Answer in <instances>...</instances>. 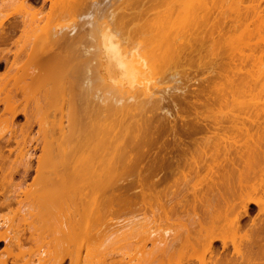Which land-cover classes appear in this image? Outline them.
Wrapping results in <instances>:
<instances>
[{"label": "bare ground", "instance_id": "obj_1", "mask_svg": "<svg viewBox=\"0 0 264 264\" xmlns=\"http://www.w3.org/2000/svg\"><path fill=\"white\" fill-rule=\"evenodd\" d=\"M62 1L0 0V210L32 208L0 223V264H94L112 238L127 254L96 264H264V0H134L97 32L49 29L47 3H91ZM164 67L206 73L170 94L142 80Z\"/></svg>", "mask_w": 264, "mask_h": 264}, {"label": "rangeland", "instance_id": "obj_2", "mask_svg": "<svg viewBox=\"0 0 264 264\" xmlns=\"http://www.w3.org/2000/svg\"><path fill=\"white\" fill-rule=\"evenodd\" d=\"M63 1H64V0H63ZM63 1H62V2H63ZM97 1H98V0H96V2L94 1V4H93V0H92V1H91V0H87V4H89V3L91 2L93 5H91V3H90V5H88V7L86 6V8H84V9H80L79 7H76L77 10L70 9L71 11L68 10L70 13H69V12L67 13L66 11H64V10L62 9V11L64 12V13L61 12L62 14L60 13V11H61L60 8H62V7H53L52 10H49V9H48V5H49V3H47V5L45 6L47 10H46L45 8H44V9H45V12L47 13L48 17L51 16V18L49 17L48 20H47V22H46V19H44L45 22H46V23H45V22H44V23L46 24V26H48L47 24H49L50 28H53V29H56V28H58V27H60V26H63V25H74V26H76L77 28L79 27V29H81V26H82V27L84 26V28H85V26H87L86 29H89V28L91 27L90 29H91L93 32H97V31L101 28V27H100V23H101V21H103L104 23H101V24H102V25H101L102 28H101L100 30H103V29H106V28H108V29L111 28V29H112V27H113L114 25H115V26L113 27L114 29H112V30H115V29H116V30H119L118 28L122 29V26L125 27V28H123V29H131V27H132L131 25H132V24L129 25V23H128L127 20H128V19L131 17V15L136 11L137 3H135L134 0H127V1L124 0V2H123V0H122V1H121V0H120V1H117V0H107V1H109L107 4H105V1H106V0H99V1H98L99 4L97 3ZM101 1H102V3H101ZM125 1H126V2H125ZM131 1H132V2H131ZM167 1H168V2H167ZM173 1H175V0H163V2H162V3H163L162 6L159 7V8H160V11H162V9H166L168 6H170V5L167 4V3H170V2L173 3ZM178 1H179V0H177L176 2H178ZM216 1H218V0H216ZM222 1H223V0H222ZM60 2H61V1H60ZM88 2H89V3H88ZM115 2H116V3H115ZM118 2L120 3V5H119ZM121 2H122V3H121ZM176 2H174V3H176ZM219 2L221 3V1H219ZM100 3H101V5H100ZM112 3L115 4V5H113ZM117 3H118V4H117ZM126 3H127L128 5H127ZM132 3H135L136 5H135V4L132 5ZM172 3H170V4H172ZM225 3H226V2H224V4L222 5L223 7L227 6V5H225ZM97 4H98V5H97ZM165 4H166V5H165ZM215 4H217V3H215ZM221 4H222V3H221ZM221 4H218V6L216 5L217 8L219 7V8H218L219 11H221V9L223 10V7L221 6ZM0 5H1V4H0ZM94 5H95V6H94ZM96 5H97V6H96ZM105 5H106V6H105ZM130 5H132V7H131ZM123 6H124V7H123ZM125 6H126V7H125ZM165 6H167V7H165ZM0 7H1V6H0ZM122 7H123V8H122ZM128 7H129V8H128ZM134 7H135V8H134ZM221 7H222V8H221ZM4 8H5V7H4ZM4 8H3V9L1 8L2 13H9V12H10V13H13V14L11 15L12 18H17L18 14L15 13V10H16V9H15V4H13V5H11V6H6L5 9H4ZM56 8L59 9V10H57ZM87 8H88V10H87ZM89 8H90V9H89ZM95 8H97V9H95ZM220 8H221V9H220ZM44 9H43V11H42L43 14L45 13V12H44ZM79 9H80V10H79ZM85 9H86V10H85ZM93 9H94V10H93ZM108 9H109V10H108ZM127 9H128V11H127ZM48 10L51 11V13H53V15H55V14H56V15L53 16L52 14H50V13L48 12ZM56 10H57V11H56ZM84 10H85L86 13L88 12V14L84 13ZM90 10H91V11H90ZM101 10H102V12H101ZM105 10H106V11H105ZM117 10H118V11H117ZM123 10H126V12H124V14H125V17H124V18H122V16L119 15ZM224 10H226V8H225ZM120 11H121V12H120ZM164 11H165V10H164ZM164 11H162L163 13H162V12H161V13L164 14ZM56 12H57V13H56ZM58 12H59V13H58ZM80 12H81V13H80ZM89 12H90V13H89ZM100 12H101V13H100ZM104 12H105V14H104ZM222 12H224V11H222ZM2 13H1V14H2ZM71 13H72V14H71ZM74 13H75V14H74ZM91 13H92V14H91ZM99 13H100V14H99ZM1 14H0V15H1ZM16 14H17V15H16ZM64 14L66 15V17H63ZM68 14H70V15H68ZM79 14H80V15H79ZM83 14H84V15H83ZM90 14H91V15H90ZM112 14H113V15H112ZM45 15H46V14H45ZM57 15H59V16L56 17ZM60 15H61V16H60ZM67 15H68V16H67ZM82 15H83V16H82ZM85 15H86V16H85ZM88 15L91 16L90 19H89V16H88ZM99 15H100V16H99ZM106 15H107V16H106ZM110 15H111V16H110ZM116 15H117V16H116ZM118 15H119L120 17H119ZM69 16H70V17H69ZM80 16H81V17H80ZM108 16H109V17H108ZM126 16H127V17H126ZM55 17H56V19H54ZM82 17H84V18L82 19ZM107 17H108V18H107ZM52 18H53V19H52ZM58 18H59V20H58ZM62 18H64V19H62ZM80 18H81V19H80ZM114 18H115L116 21H114ZM116 18H117V19H116ZM79 19H80V21H79ZM87 19H88V20H87ZM107 19H108V21H107ZM44 20H43V21H44ZM53 20H54V21H53ZM85 20H87L88 23H87ZM119 20H120V21H119ZM123 20L125 21V23H123ZM43 21H40L39 24L42 25V24H43ZM84 21H85V23H84L85 25H84V24H81V22L83 23ZM49 22H50V23H49ZM78 22H79V23H78ZM89 22H90V23H89ZM115 22H116V24H115ZM57 23H58V24H57ZM110 23H111V24H110ZM127 23H128V25H129L128 27H126V26H127V25H126ZM78 24H79L80 26H79ZM87 24H89V26H88ZM112 24H113V25H112ZM77 25H78V26H77ZM124 25H125V26H124ZM49 26H48V28H49ZM103 26H105V28H104ZM116 26H117V27H116ZM118 26H119V27H118ZM88 27H89V28H88ZM97 27H98V28H97ZM115 27H116V28H115ZM50 28H49V29H50ZM53 29H51V30H53ZM90 29H89V30H90ZM262 34H264V33H262ZM255 35H256V34H255ZM255 35L253 36V38H254V37H255V38L257 37V36H255ZM259 35H260V34H259ZM259 35H258V36H259ZM263 36H264V35H263ZM257 38H258V37H257ZM260 38H261V37H260ZM260 38H259V39H255V41H256V40L260 41ZM253 40H254V39H253ZM207 42H208V41H207ZM207 42H206V43H207ZM215 44H216V43H215ZM218 44H219V43H218ZM222 44H223V43H222ZM222 44H220V45L222 46ZM207 45H208V47H207L206 45H203V46H205V48L203 47V49L200 50V53L202 54V55L200 54V56L202 57L201 59L203 60V58H204V62H202V63H204V65L206 64L205 62H207V61L210 60L209 58H212V57H211L210 55H208V53H207V52H209L208 49H209V46L211 45V43H210V44H207ZM216 45H217V44H216ZM216 45H215V46H216ZM224 45H226V44L224 43ZM224 45L222 46V48L224 47ZM236 45H238V44H236ZM243 45H244V44H243ZM213 46H214V45L212 44V47H213ZM221 46H220V47H221ZM226 46H227V45H226ZM231 46H232V45H231ZM244 46H245V45H244ZM244 46H242V47L240 46V47H239V45H238L239 51H241V50L243 49ZM247 46H248V45H247ZM250 46H251V45H250ZM250 46H249V47H250ZM11 47H12V49H13V47L15 48L16 45L12 44L11 46H9V49H11ZM218 47H219V45H218ZM218 47H216V49H217ZM220 47H219V49H220ZM227 47H228V46H227ZM234 47H236V46H234ZM222 48H221V49H222ZM225 48H226V47H225ZM232 48H233V47H232ZM238 48H237V49H238ZM240 48H241V49H240ZM255 48H256V47H255ZM210 49H211V48H210ZM212 49H213V48H212ZM216 49H215V50H216ZM219 49H217L215 52H217ZM237 49H236V50H237ZM244 49H245V48H244ZM244 49L242 50L243 52L246 51V50H244ZM246 49H248V50L250 51L249 48H246ZM257 49H258V48H257ZM210 51H211L210 53H212V52H214V49H213V51H212V50H210ZM239 51H237V52H239ZM242 51H241L240 53H242ZM203 52H204V54H203ZM246 52H247V51H246ZM246 52L243 53V54H246ZM255 52H256L255 54H259V53H257V50H256ZM210 53H209V54H210ZM248 53H249V52H247V54H248ZM205 54H206V55H205ZM211 55H212V54H211ZM206 56H207V60H206V58H205ZM212 56H213V55H212ZM208 57H209V58H208ZM205 60H206V61H205ZM200 61H201V60H200ZM198 62H199V60H198ZM199 64H200V63H199ZM202 65H203V64H202ZM162 67H163V66H162ZM185 67L188 68V66H185ZM178 68H179V66L176 67V70H177ZM164 69H165V71H164ZM174 69H175V68L172 67L171 71L174 72ZM3 70H4V69H3ZM3 70H2V68H0V72H1V71L3 72ZM181 70H182V69L180 68L179 70H177V72L179 71V72H182V73H183L184 70H182V71H181ZM157 71H158V74L155 75L154 72L157 73ZM154 72H152V73H154L155 76H152V73H150L151 76H152L153 78H152L150 75H147L146 77H142V80H143V79L145 80V81L143 80V82L147 84V83H148V80H149V83H148V84H149V86H151V88H152V86H153L154 89H156V88H160V89H162V88H163V89H167V90H166L167 92L170 91V90L173 91L172 89H174V88H175L174 90L177 89V90L180 92L179 88H177V87H180V88H181V87L183 86V87H182V90H183V88H184V83H182V82H186V81H189L188 84H192V86H191V85L188 86V88H189L190 91H191V89H193V88L196 86V85H193V84H195L194 78H196L197 76H198L197 78H202V77L205 75V73H206V72H204V73H203V72H198V73H200V74H197V75H195V77H192V78H191L192 80L190 79V76L188 77L189 79H188L187 77L183 78L182 76H186V75H185V74L182 75V74L180 73L179 77H181V80H180V78H178V77H177V78L180 80V82L182 81L181 84H183V85L181 86V84H180V86H179V80H178V84H177V81H176V80H177V78H176V75H177V74L174 76L175 78H174V77H173V78L170 77V76H169V73H168V71H167V67H166V68H165V67H164V68H161V70H156V71H154ZM165 72H166V73H165ZM175 72H176V71H175ZM170 73H171V72H170ZM201 73H202V74H201ZM166 75H167V76H166ZM181 75H182V76H181ZM188 75H191V76H192V74H188ZM164 76H165L166 78H164ZM149 77H150V79H149ZM156 78H160V79H156ZM8 79H10V78H8ZM26 79H28V78H26ZM151 79H152V81H151ZM173 79H175V81H174ZM182 79H183V80H182ZM186 79H187V80H186ZM155 80H157V81L159 80L158 84H157V81H155ZM171 80H172V81H171ZM190 80H191V81H190ZM9 81L12 82L13 80L10 79ZM153 81H155V82H153ZM21 82H22V81H21ZM150 82H151V84H150ZM173 82H174V83H173ZM191 82H192V83H191ZM101 84H102V83H101ZM153 84H154V85H153ZM175 84H176V85H175ZM185 84H186V83H185ZM188 84H187V85H188ZM97 85H98V84H97ZM177 85H178V86H177ZM187 85H185V86L187 87ZM102 86H103V85H102ZM96 87H97V86H96ZM140 87H141V86H140ZM166 87H167V88H166ZM186 87H185V88H186ZM101 88L103 89V87H100V90H99V91L97 90V94L99 93V94L101 95V94L103 93V90L101 91ZM169 88H172V89L168 90ZM185 88H184V89H185ZM188 88H186L185 90H187ZM97 89H99V87H98ZM189 89H188V90H189ZM177 90L174 91V92H172V93H175V92L178 93ZM171 91H170V94H172ZM100 92H101V93H100ZM187 92H188V91H187ZM185 93H186V92H185ZM127 94H128V93H125L124 95H127ZM137 95H138V93H137ZM97 96H98V95H97ZM198 97L200 98L201 96H198ZM193 99H194V97H193ZM109 102H110V101H109ZM112 102H113L112 104H114V101H112ZM112 104H111V105H112ZM112 106H113V105H112ZM112 108H113V112H114V110H117V108L114 109V108H115V104H114V107H112ZM188 109H189V108H188ZM188 109L185 108V110L188 111L187 113H184L185 115H188V114L190 113V111H189ZM111 110H112V109H111ZM171 111H172L173 114L175 113V112H173V111H174L173 109H172ZM115 112H116V111H115ZM182 113H183V112H182ZM23 120H24V119H23V116H20V117L17 119L16 122H17V123H21V122H23ZM180 123H181V122H180ZM180 123H179V120H178V121H177V126H179ZM40 153H41V151L38 150V151L36 152L35 155H37V156L39 155V156H40ZM13 155H14V154H11L10 156L14 158ZM187 155H189V153H188ZM187 155H186L185 158H187V157L190 156V155H189V156H187ZM189 158H190V157H189ZM187 160H188V159H187ZM262 164H263V163H262ZM14 180H15V179H14ZM29 188H31V187H29ZM29 188H27V189H29ZM20 196L23 197L21 194H20ZM13 204H14V205H13V207H11V208H12L11 211H9L8 209H7V210H5V209H3V210L1 209V210H0V223H2L5 219H8L9 217H10L9 220H11V221L14 220V221L16 222L17 220H19V221H17V223L20 222V221H22V220H23L22 218L27 219V218H26V216H27L26 210H27V208H29L31 205H29V206L26 205V206H28V207L26 208V210L24 209L25 207L22 208L23 210H25V212H23V213H25V214H23L22 212H21L22 214H21L20 212H18V214H17V211H19V210H16V211H15V209H16L17 206H16L15 203H13ZM22 204L25 205V204H27V203H26V201H25V202L22 203ZM22 204H21V206H22ZM18 206H19V208L21 207L20 204H19ZM252 206H253L254 208L251 209L250 213H251V214H254V213H256V211H257V207H256L255 205H252V204H251L250 207L252 208ZM20 209H21V208H20ZM31 209H32V208H31ZM31 209L29 208V210H31ZM6 211H7V212H6ZM8 211H9L10 214H8ZM21 211H22V210H21ZM5 212H6V213H5ZM15 213H16V214H15ZM4 214H5V215H4ZM20 214H21V216H20ZM2 215H3V216H2ZM6 215H7V216H6ZM8 215H9V216H8ZM16 215H18V216H16ZM5 216H6V217H5ZM17 218H18V219H17ZM247 218H248V217H246L245 220H246ZM21 219H22V220H21ZM27 220H28V221L31 220L29 216H28V219H27ZM24 221H25V220H24ZM15 222H13V221H12V222H9L10 224L12 223V225H10V224H9V225L12 226V228H13V227H16V226H15L16 224H15V225L13 224V223H15ZM7 223H8V222H7ZM21 223H22V222H21ZM21 223H18V224H21ZM13 225H14V226H13ZM109 229H110V228L106 229L105 231L108 232ZM110 230H112V229H110ZM107 232H106L105 235H107ZM109 232H110V231H109ZM109 232H108V234H109ZM48 235H49V234H48ZM96 235H97V234H96ZM96 235H95V236H96ZM98 235H99V234H98ZM100 235H102V234H100ZM100 235H99V236H100ZM95 236H94V237H95ZM103 236H104V233H103ZM103 236H101V238H100L101 240H102V239H105ZM46 237H48V236H46ZM92 237H93V236H92ZM92 237H91V240H90V241H92ZM94 237H93V238H94ZM102 237H103V238H102ZM113 237H114V236H113ZM48 238H49V237H48ZM96 238H97V236L94 238L95 241H97ZM45 239H47V238H45ZM94 239H93V241L91 242V243H93V244L95 243V242H94ZM100 239L98 238V241H99ZM112 239H113V238H112ZM112 239H111V241H110L109 239H105V240H106V241L104 242L105 244L101 241V242L103 243L104 246H108V247H110V245L113 243V247H110V248H113V249L115 248L114 250H113V249L110 250L108 247H105V249H106V248L109 249V250H107L108 252L105 251V249H103L104 252H107V253L104 255V257L107 255L105 258H109V259H111V258H113V257H117V258H118V256H122L121 250L126 249V247H125V248H124V247H121V245H119L117 242H115L116 244H114V241H113ZM98 241H97V243H98ZM103 241H104V240H103ZM107 241H109V244H110V245L108 244ZM99 242H100V241H99ZM26 243H29V242H25V244H26ZM88 243H90V242H88ZM102 243H101V244H102ZM106 243H107V244H106ZM93 244H91V245L93 246ZM95 244H96V243H95ZM29 245H30V244H28V247H29ZM33 245H34V244H33ZM87 245H88V247H89V244H87ZM91 245H90V247H91ZM97 245H98V244H96V246L94 245V249H95V247H96V249H99V248L101 249L100 244H99L100 247L97 246ZM116 245H118V246L115 247ZM104 246H103V247H104ZM0 247L4 248L3 242L0 243ZM25 247H26V248H25ZM31 247H34V246H32V243H31ZM45 247H46V246H45ZM97 247H99V248H97ZM2 248H0V252H1L0 255L4 252ZM24 248L27 249V245L24 246V243H23V249H24ZM120 248H122V249L120 250ZM123 248H124V249H123ZM92 249H93V248H92ZM101 250H102V249H101ZM103 250L101 251V253L103 252ZM92 251H93V250H92ZM92 251L90 250V253H94V251H93V252H92ZM109 251H110V252L113 251V253H112V252L110 253ZM114 251H115V253H114ZM117 251H118V253H117ZM125 251H126V250H124V251H122V252H124L125 254H127V251H126V252H125ZM26 252H28V251H26ZM26 252L23 253L21 257H19V258H21L22 261H24L22 258H24V256H26V254H27ZM99 252H100V250L98 251V253H99ZM130 252H131V251H130ZM130 252L128 251V253H130ZM30 253H31V252H30ZM101 253H100V254H101ZM109 253L112 254V255H111L112 257H109V256H108ZM124 253H123V254H124ZM31 254H32V253H31ZM110 254H109V255H110ZM119 254H120V255H119ZM125 254H124V255H125ZM23 255H24V256H23ZM28 255H29V254H27V256H28ZM96 255H97V257H98V254H96V251H95V255H94V256H96ZM102 255H103V254H102ZM102 255H101V257H102ZM113 255H114V256H113ZM27 256H26L25 258H27V260H28V257H30V258L33 259V257H31V256H34V255L32 254L31 256H30V255H29L28 257H27ZM94 256H93V258H94ZM125 256H126V255H125ZM90 257H91V259H93L92 256H91V254H90ZM101 257H100V255H99V259H101V260L98 259V261H97L96 258H95V260H96L97 262H100V261H103V260H106V261L108 260V261H109V259H103V260H102ZM8 258H9V259L13 258V259H11L10 262H9V259H8ZM8 258H7V260H6V261H7L6 264H8V263H9V264H16L17 262H21V261H17L16 258H14V256H12V257H8ZM19 258H17V259L20 260ZM25 258H24V259H25ZM34 259H35V256H34ZM91 259H89V260H91ZM25 260H26V259H25ZM29 260H30V259H29ZM16 261H17V262H16ZM34 261H36V259H35ZM15 262H16V263H15ZM66 262H67V263H66ZM97 262H96V263H97ZM23 263H24V262H23ZM93 263L96 264L95 262H93ZM17 264H19V263H17ZM64 264H68V260H66V261L64 262Z\"/></svg>", "mask_w": 264, "mask_h": 264}, {"label": "flooded vegetation", "instance_id": "obj_3", "mask_svg": "<svg viewBox=\"0 0 264 264\" xmlns=\"http://www.w3.org/2000/svg\"><path fill=\"white\" fill-rule=\"evenodd\" d=\"M1 4V3H0ZM1 6V5H0ZM0 12H1V10H0ZM1 14V13H0ZM10 21H12L14 18H12L11 16L8 18ZM8 20V22H6L7 20H5V28L7 29V27H8V25H9V23H10V21ZM10 40V39H9ZM9 40H7V41H9ZM7 41H5L6 43H2V42H0L1 44H0V46H5V47H9V46H11V45H9L10 43L9 42H11V44H13V38H11V40L9 41V42H7ZM9 43V44H8ZM8 45V46H7ZM254 207L252 206V208L251 209H253ZM250 209V210H251ZM255 215V213L254 214H249V216H247L248 218L246 219V220H250V218H252L253 216Z\"/></svg>", "mask_w": 264, "mask_h": 264}]
</instances>
